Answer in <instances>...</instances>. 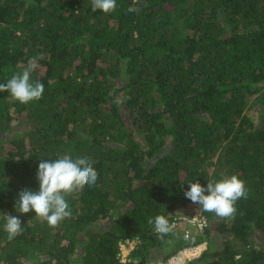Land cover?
Returning <instances> with one entry per match:
<instances>
[{
	"label": "trees",
	"instance_id": "16d2710c",
	"mask_svg": "<svg viewBox=\"0 0 264 264\" xmlns=\"http://www.w3.org/2000/svg\"><path fill=\"white\" fill-rule=\"evenodd\" d=\"M29 60L42 98L0 92V264H164L204 240L185 264H264V0H116L107 14L91 0H0V83ZM64 154L98 172L66 197L71 215L49 227L16 212L40 159ZM221 174L249 191L235 219L204 212L193 242L182 228L158 238L148 219L197 206L188 181ZM5 214L24 229L11 241Z\"/></svg>",
	"mask_w": 264,
	"mask_h": 264
},
{
	"label": "clouds",
	"instance_id": "9594fccd",
	"mask_svg": "<svg viewBox=\"0 0 264 264\" xmlns=\"http://www.w3.org/2000/svg\"><path fill=\"white\" fill-rule=\"evenodd\" d=\"M116 0H91L93 12L100 10L107 14L115 10ZM135 9L130 8L129 11ZM34 62L29 60L27 67L15 73L6 83H0V92L7 91L13 100L21 104L38 101L42 98L44 85L40 81L32 82L31 73ZM117 104L122 100L117 98ZM93 161L88 157L72 158L69 154L58 156L53 160L40 159L36 172L39 188L33 191L29 188L18 192L14 208L20 214L35 212V218L46 222L49 227H56L71 215L66 197L72 193L93 186L98 179V172L93 167ZM184 191L185 198L197 205L196 211L213 213L222 220H234L240 199H247L249 191L245 182L237 175L221 174L219 180H208L207 185L199 181H188ZM3 229L9 241L24 231L21 220L14 215L5 214ZM147 223L153 225L158 238L173 232L169 220L157 215L149 218Z\"/></svg>",
	"mask_w": 264,
	"mask_h": 264
},
{
	"label": "built area",
	"instance_id": "2783aa9c",
	"mask_svg": "<svg viewBox=\"0 0 264 264\" xmlns=\"http://www.w3.org/2000/svg\"><path fill=\"white\" fill-rule=\"evenodd\" d=\"M198 206L191 208L190 213L179 214L169 221L173 225V231L179 227H182L184 237L194 241V235L192 229L203 231L208 225V219L204 212L196 211ZM138 242V239H127L125 242L120 243L121 257L123 261H126L128 255L133 249L134 245ZM207 248V242L201 241L192 243L179 249L176 253L169 256L164 264H185L186 262L198 258L202 252Z\"/></svg>",
	"mask_w": 264,
	"mask_h": 264
},
{
	"label": "rangeland",
	"instance_id": "374dc122",
	"mask_svg": "<svg viewBox=\"0 0 264 264\" xmlns=\"http://www.w3.org/2000/svg\"><path fill=\"white\" fill-rule=\"evenodd\" d=\"M257 117V116H256ZM190 210H191V208H190V206H187V207H181V208H179V214H187V213H190ZM180 228V230H181V228L182 227H179ZM255 240L257 241V243H258V238L257 237H255ZM260 245V244H259ZM259 245H256L257 247H259ZM156 252V251H155ZM162 255V253H158V257H157V259H159V256H161Z\"/></svg>",
	"mask_w": 264,
	"mask_h": 264
}]
</instances>
